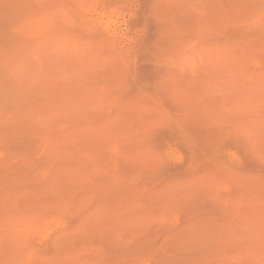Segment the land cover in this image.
Listing matches in <instances>:
<instances>
[{
	"label": "rangeland",
	"instance_id": "1",
	"mask_svg": "<svg viewBox=\"0 0 264 264\" xmlns=\"http://www.w3.org/2000/svg\"><path fill=\"white\" fill-rule=\"evenodd\" d=\"M0 264H264V0H0Z\"/></svg>",
	"mask_w": 264,
	"mask_h": 264
}]
</instances>
